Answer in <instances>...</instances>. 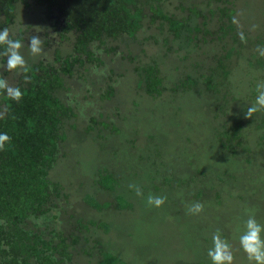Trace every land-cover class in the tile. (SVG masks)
I'll use <instances>...</instances> for the list:
<instances>
[{
  "label": "rangeland",
  "instance_id": "374dc122",
  "mask_svg": "<svg viewBox=\"0 0 264 264\" xmlns=\"http://www.w3.org/2000/svg\"><path fill=\"white\" fill-rule=\"evenodd\" d=\"M259 3L264 7V0H259ZM237 4L244 8L245 0H238ZM45 17L44 10L39 6L27 8L20 3L17 5L15 23L9 31L13 35H17L20 27L26 31L24 44L27 47L23 46L20 50L25 61H34L40 56L50 61L53 57L55 43L47 48L43 37L39 55L33 56L28 46L31 33L43 28ZM47 28L50 29V26ZM149 32L158 39L163 37L159 29ZM142 34L148 35V31ZM147 42L138 45V42L125 37L118 44L119 51L125 53L126 47H129L138 52L147 46ZM159 42V49H166L168 45L176 48L180 43L170 39L168 45L163 46L161 39ZM213 47H216L215 43H208L202 51L207 48L212 50ZM114 53L111 51L104 56L107 61L113 59L111 63L117 73L115 81L119 80L114 97L118 103L103 99L98 88L89 96L86 81L82 79L72 82L73 94L78 99L86 94L89 101L105 110L107 118L103 119L108 123L107 128L100 125L99 130L85 131L84 136L79 138L70 133L69 140L61 144L67 155L58 161L53 172L54 178L62 181L70 193L68 213L83 216L89 221L95 220L89 224L88 245L97 254L86 256L83 252L74 251V263L212 264L207 253L212 247V235L219 230L222 238L231 245L233 264H250L240 247L239 236L245 230L249 215H254L264 225V138L258 136L264 133V124L250 138L252 151L245 149V143L243 146L236 145L233 137L237 127L243 142L246 140L245 130L249 127L245 125L243 108L255 101L249 98L252 88L248 81L251 76L245 75L243 68L246 62L232 64L231 80H225L233 92L235 87L231 83L237 84L238 79L242 81V86L236 87L240 100L230 98L223 101L227 87L219 86L214 99L205 88L201 75L203 70L195 68L187 59L172 62L175 53L169 52L168 62L158 61L167 88L152 97L143 86H137V72H141L140 64L152 62L153 55L162 58L161 51L153 49L149 43L145 52H140V58L135 60L121 57L124 53ZM185 53L181 49L180 58ZM204 56L195 55L196 58ZM196 58L192 60L194 64ZM214 66L216 62L208 61L207 68ZM1 67L6 65L1 64ZM19 70L6 75V81L11 86H14ZM186 73L197 75V81L187 78L183 84L179 78ZM105 80L109 81L108 77L97 78V82L104 86ZM196 90H202L203 95ZM135 102H140L141 106ZM81 103L91 110L85 101ZM229 103V107H224ZM119 106L121 111L110 120L109 117L116 113ZM75 111L73 121L85 125L89 113L84 115L78 109ZM234 117H241L242 120L235 122ZM112 122L119 130L110 127ZM98 134L103 137L99 138ZM228 136L232 139L230 144L237 146L234 154L233 149H226L221 142H217L218 137L228 139ZM59 154L62 155V152ZM106 165L115 172L116 178H122L120 185L109 179L103 181L104 186L115 192L118 186V192L125 196L101 188L99 183L94 182L96 171ZM107 175L100 174L98 178L104 180ZM113 183L116 186L114 189ZM131 183L140 186L143 196H137L129 189ZM89 193L102 203L98 204ZM149 194L167 199L161 207H150L147 204ZM197 201L203 203L204 210L197 215L188 214L187 205ZM52 225L59 227L60 224L54 221ZM96 241L106 247L105 251L99 244H94Z\"/></svg>",
  "mask_w": 264,
  "mask_h": 264
},
{
  "label": "trees",
  "instance_id": "16d2710c",
  "mask_svg": "<svg viewBox=\"0 0 264 264\" xmlns=\"http://www.w3.org/2000/svg\"><path fill=\"white\" fill-rule=\"evenodd\" d=\"M237 1L0 0V29L10 30L15 23L19 3L27 8L39 6L44 10L46 17L43 28L36 33L43 37L47 48L55 43L50 61L44 56L34 61L28 59L27 73L22 69L17 72L13 85L19 87L22 92L19 102L0 92V110L8 109L5 118L0 119V132L11 137V142L6 145L5 150L0 151V264H75L74 251L83 252L86 256L97 254L88 245L89 224L95 220L89 221L83 216L68 213L70 193L62 181L54 178L53 172L58 161L67 155V151L61 149V144L69 140L70 133L79 138L84 136L85 131L88 133L91 130H99L100 125L107 128L108 123L103 119L107 118L105 110L89 101L86 94L78 99L73 94L72 82L82 79L86 81L85 87L89 96L98 88L101 89L103 99L118 103L114 97L119 80L115 81L117 73L111 63L113 59L107 61L104 54L108 56L111 51L115 52V55L124 53L119 51L118 44L125 37L138 42V45L148 41L147 46L151 43L153 49L162 53V58L153 55L152 62L140 64L141 72H137V86H143L152 97H156V92L167 88L158 61L168 62V53L174 52L172 62L187 59L195 68L203 70L201 75L205 88L213 94L214 99L219 86L227 87L223 101L230 98L240 100L236 87H241L242 81L238 79L237 84L231 83L234 84L233 88L235 87L233 92L225 80H231L232 64L238 62L241 65V61L246 62L247 65L243 67L245 75L251 76L248 81L252 96L249 98L255 100L253 97L257 96L256 85L264 81V56H260L256 51L257 46L264 47V7L259 0H249L250 3L245 0L244 8L239 7ZM48 25L50 29L47 28ZM153 29H159V34L163 37L158 39L155 34L149 32ZM145 30L148 35L142 34ZM25 33L20 27L17 35L10 33V38L20 40L23 46L27 47V44H24L27 39L24 38ZM160 39L163 46H167L170 39L176 43L179 40L180 43H177L176 48L168 45L166 49H159ZM118 41L120 42L117 43ZM208 43H215L216 47L202 51L203 46ZM4 47L0 45V51ZM145 48L135 52L126 47L121 57L135 60L140 58ZM181 49L186 52L182 58ZM195 55L205 56L196 58ZM194 58L195 64L192 61ZM208 61L216 62V66L207 68ZM6 63V57L0 56V79L4 80L10 73L6 67H1V64L5 66ZM96 73L100 74L101 78L108 77L109 81L105 80V86L97 82L99 76ZM25 76L28 77L27 81ZM187 78L197 81L198 76L186 73L179 79L185 84ZM196 92L203 95L202 90ZM81 101H85L89 108L91 106V110ZM73 102L77 104L74 105ZM135 103L140 105V102ZM229 106L230 103L224 107ZM247 107L243 108L242 113ZM76 109L84 115L89 113L85 125L73 121ZM119 111L120 106L109 119H114ZM262 117L264 111L255 113L251 119L245 118V125H249L245 130L246 140L243 142L239 138L240 129L237 127L236 136L233 137L236 139V145L243 146L245 143V149L253 150L250 138L256 130L262 128ZM233 120L238 122L242 119L234 117ZM110 127L119 130L115 123ZM258 136L264 138V133ZM98 137L103 136L98 134ZM227 138L218 137L217 142H221V146L226 149H233V154L236 153L237 146H232V139L229 136ZM97 174L108 175L106 179L101 180ZM121 178L122 176L116 178L115 172L106 165L100 167L96 171V178L92 179L99 183L101 188L112 191L104 186L103 181L115 180L120 185ZM112 185L113 189L116 188L115 183ZM112 192L125 196L118 192V186L117 191ZM89 195L98 204L102 203L92 194ZM54 221H59V227L52 225ZM99 246L105 251L106 247L102 246L101 242Z\"/></svg>",
  "mask_w": 264,
  "mask_h": 264
},
{
  "label": "clouds",
  "instance_id": "9594fccd",
  "mask_svg": "<svg viewBox=\"0 0 264 264\" xmlns=\"http://www.w3.org/2000/svg\"><path fill=\"white\" fill-rule=\"evenodd\" d=\"M235 22V21H234ZM243 39V37H242ZM0 45L5 46L0 51V56L6 57V68L9 71L22 69L27 73L28 68L24 56L21 54L23 44L20 40L10 38L8 28L0 29ZM28 46L33 56L39 55L42 51V39L39 33H35L29 37ZM256 51L260 56H264V47L257 46ZM25 80L28 77L25 76ZM257 96L255 102L248 106L244 112L246 119H251L252 116L264 111V81L256 85ZM0 92L5 93L11 100L19 102L22 99V92L19 87L11 86L6 80L0 79ZM8 114V109L0 110V119H4ZM11 142V137L7 133L0 132V151L5 150L7 144ZM129 189L133 190L137 196H143V191L139 185L131 183ZM166 197L149 194L147 197L148 206L161 207ZM204 210L203 203L197 201L187 205V213L197 215ZM264 225H261L254 217L249 215L245 222V230L239 236V244L246 253L250 264H264ZM208 256L212 264H233L234 256L231 250V245L227 240L223 239L219 230L212 235V247L208 249Z\"/></svg>",
  "mask_w": 264,
  "mask_h": 264
}]
</instances>
